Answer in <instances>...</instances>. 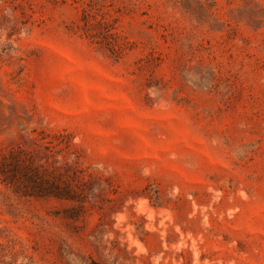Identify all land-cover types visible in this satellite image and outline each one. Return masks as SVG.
Returning <instances> with one entry per match:
<instances>
[{
  "label": "rangeland",
  "instance_id": "1",
  "mask_svg": "<svg viewBox=\"0 0 264 264\" xmlns=\"http://www.w3.org/2000/svg\"><path fill=\"white\" fill-rule=\"evenodd\" d=\"M0 264H264V0H0Z\"/></svg>",
  "mask_w": 264,
  "mask_h": 264
}]
</instances>
